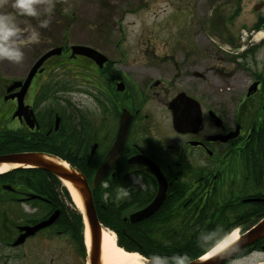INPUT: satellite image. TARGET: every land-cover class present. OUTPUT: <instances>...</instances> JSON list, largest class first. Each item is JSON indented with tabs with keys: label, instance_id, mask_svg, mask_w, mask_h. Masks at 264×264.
Wrapping results in <instances>:
<instances>
[{
	"label": "flooded vegetation",
	"instance_id": "1",
	"mask_svg": "<svg viewBox=\"0 0 264 264\" xmlns=\"http://www.w3.org/2000/svg\"><path fill=\"white\" fill-rule=\"evenodd\" d=\"M168 1L174 6L181 0ZM217 1L218 9L200 15L198 29L186 33L178 30V40L162 42L159 48L163 51H157L154 42L137 41L133 48L139 49V55L133 57L132 46L125 37L109 41L110 36H106L105 31L102 34L95 19L99 15L86 10L84 16L91 20L82 32L87 31L91 37L100 33L98 41L109 42L112 53L107 56L93 42L81 45L104 53L106 61L103 65L88 55L73 56L71 48L74 44L68 45L64 41L58 45L62 47V53L46 59L28 83L33 66L54 47L42 51L23 73L0 71V134L9 137L10 143L21 146L17 152L70 155L86 161L84 166L94 178L110 150L114 146L119 148L124 140L121 153L95 187L99 208L94 200L102 225L100 215L108 218L106 215L113 214L110 221L115 224L119 241L132 237L126 225L134 228L145 220L146 224L153 223L157 218L149 219L157 213L171 217L166 222L158 217L162 239L181 238V229L177 226L181 218L173 220V213L181 208L183 201L192 207L214 204L215 183L232 184L243 193L239 201L257 198L256 194L262 190V184L250 177L253 167L263 165L264 138L256 134L264 127V104L256 105V102L258 95L264 96V81L255 77L249 87L258 82L257 88L250 92L248 87L242 103L235 104V108H231L230 100L221 102L216 98L214 86L215 74L227 73L225 68L231 63L227 53H231V49L242 58L245 53L250 55L254 48L242 47L239 53L240 47L234 40L226 41L227 47H224L223 40L217 42L210 37L215 31L230 33L229 22L242 15L245 0ZM232 5L234 9L227 14L224 8L229 9ZM262 7V3L255 5L256 10ZM73 13L68 15L73 18ZM263 16H258L252 26L261 23ZM49 21L47 27L39 29V42L50 41L53 24ZM18 22L22 26H38L36 18L18 17ZM194 35L195 39L192 38ZM61 69L64 72H57ZM135 156L147 157L155 163L168 187L162 205L153 215L132 222L131 216L147 207L159 191L157 176L144 163L130 162ZM137 175L142 176L143 187L133 183V177ZM104 182L109 184L108 189L103 188ZM121 185L128 187L130 195L117 199L115 192ZM104 191L111 193L107 202L102 199ZM259 197L257 199L261 201L257 202H264V196ZM1 198L0 206L14 210L15 216L12 217L14 223L5 221L3 224L0 241L5 247L28 248L41 236L45 241L60 245L52 253L51 264H102L101 257L95 261L91 246L85 242L83 214L80 238L78 227L69 230L61 209L53 203H49V208L45 207L50 201L37 195L32 187L3 185ZM56 211L59 216L51 225L15 244L26 233L23 227L47 220ZM22 214L29 218L41 217L29 221ZM66 239L74 247H68L64 242ZM24 255L27 253H21L20 258ZM147 259L152 264L153 260Z\"/></svg>",
	"mask_w": 264,
	"mask_h": 264
},
{
	"label": "rangeland",
	"instance_id": "2",
	"mask_svg": "<svg viewBox=\"0 0 264 264\" xmlns=\"http://www.w3.org/2000/svg\"><path fill=\"white\" fill-rule=\"evenodd\" d=\"M261 3L263 7L256 10L255 5ZM217 5V0H181L176 1L174 6L168 0H146L143 2L133 0H53V8L49 17L52 21L51 24H53L50 41L43 39V42L24 45V59L19 63L0 60V71L23 73L27 71L33 60L42 51L63 44L64 41L68 45L93 42L107 56H110L112 45L105 40L98 41L100 33L97 37H91L92 34L86 30V33L82 32L88 21L91 20L89 16H84L86 10L91 11V13L96 12L99 15L95 19L99 28H102V34L105 31V35L110 36L109 41L119 39L121 36L125 37L129 42L128 45L132 46L131 57H133L139 55V49L133 48L137 41L154 42L158 47L157 51H163L159 48L162 46L163 41L173 42L178 40V30L186 33L189 30L198 29L200 15L212 13L213 10L218 9ZM234 7L232 5L229 9H224L229 14ZM5 10L14 11L10 7ZM71 12H74L73 18L68 15ZM260 15H264V0H245L242 15L229 22L231 25L230 33L215 31L213 36L209 33L215 41L220 42L223 40L224 47H227L226 41L234 40L240 47L239 53H241L242 47H254L250 55L245 53L243 57L241 55L242 58L239 57L240 54H235V51L231 49V53H227L229 55L228 59L231 61L225 68L227 73L215 74L216 98L221 102L230 100L231 108H235V104L242 103L243 96L253 79L255 77L261 78V75L264 74V37L261 38L259 34V32L264 31V26L258 28L259 24L263 23L262 25H264V16L261 23L252 26ZM25 19L31 20L32 17H25ZM94 34L96 35V33ZM198 37L203 36L198 34ZM192 38L195 39V35ZM218 68L220 67L218 66ZM57 72H64V70L61 69ZM262 97V94L258 95L256 105H261ZM238 229L242 233V228L238 227ZM40 237H38V240L33 241L28 248L19 250L7 248L0 241V264H51L52 253L60 245L55 241H45ZM64 242L68 247H74L68 239ZM25 252L27 256L24 255L23 258H20L21 253L25 254ZM261 253L264 252L253 251L247 255L238 256L226 264H232V261H238L241 258L245 259L247 264H264V256Z\"/></svg>",
	"mask_w": 264,
	"mask_h": 264
},
{
	"label": "trees",
	"instance_id": "3",
	"mask_svg": "<svg viewBox=\"0 0 264 264\" xmlns=\"http://www.w3.org/2000/svg\"><path fill=\"white\" fill-rule=\"evenodd\" d=\"M262 24H259L258 28L264 26ZM261 78L264 81V74L261 75ZM261 104H264V96L261 99ZM256 136L264 138V127L259 130ZM8 138L9 137L0 134V154L21 150V146L10 143ZM262 145L264 146L263 141ZM262 152L263 165L262 167H253L250 177V179L253 177L259 184H262V190L256 194L258 198H260L259 196H264V150H262ZM58 156L66 159L75 168L82 171L88 180H92L93 174L89 173L84 166L87 165L86 161L73 158L66 154H60ZM3 185H27L32 187L37 195L50 201L45 204V207L49 208L51 205H49V203H53L56 208L61 209L62 217L66 218L65 220L69 230H75V228L78 227V235L82 238L84 227L82 215L76 209L67 188L62 185V182L54 174L38 168H17L0 174V202L3 201V198H1ZM93 194L97 208H99L97 203V198H99L97 189L93 190ZM213 194L214 204L210 206H207L205 203L204 206L199 205L197 207H192L190 205H185L183 201L181 208L176 209V212L173 213V220L181 218V222L177 225L181 229V238H173L172 241L162 239L161 221L158 217H161L165 222L171 217L159 215L157 213L155 217L149 219L152 220L157 218L153 223L146 224L145 220L138 225H134V228H131L130 225H126L132 237L122 239V241H119L120 245H124L126 249L131 251H139L145 257L153 260L152 264H183L186 261L189 262L197 259L207 252V246L205 245L209 243V241L204 239L205 235H222L224 232L232 231L236 227H241L242 230L245 231L252 226L260 216L264 215V202L255 201L254 203L244 204L242 201H239L243 193L237 191L232 184L227 186L223 182L215 183L213 186ZM249 196L254 195L249 194ZM37 199L39 198H36V200ZM37 201L42 203L39 200ZM45 207L43 208L44 212L47 211H45ZM13 211L9 208L4 209L0 206V237L3 233V224L5 221H14L12 218L15 217ZM171 211L174 212L175 210L172 208ZM12 212L13 215L10 216ZM106 216H108V218H104L100 215L101 221L106 226L116 229L114 226L115 224L110 221L113 219V214L111 213ZM22 217L24 219H30L29 221H37L41 216L34 215L32 218H29L25 214H22ZM253 251H264V238L245 249L240 256L247 255Z\"/></svg>",
	"mask_w": 264,
	"mask_h": 264
},
{
	"label": "water",
	"instance_id": "4",
	"mask_svg": "<svg viewBox=\"0 0 264 264\" xmlns=\"http://www.w3.org/2000/svg\"><path fill=\"white\" fill-rule=\"evenodd\" d=\"M71 49L73 56L81 55V54L88 55L96 59L100 65H103V63L106 61V57L102 53L91 47L84 45H73ZM61 53H62V47H56L50 49L43 56H41L39 60L36 62V64L33 66V68L31 69L26 83H28L32 79L33 75L37 72L38 68L44 63L46 59H48L53 55H59ZM17 85L18 83L15 84L13 87ZM257 86H258V82H255L251 86L250 92L255 90ZM120 143H119L120 144L119 148H117V146L116 147L114 146L110 150L108 156L105 159L103 166L99 168L95 174L92 187L89 181L87 180L86 176L84 175V173L78 171L75 167H73L70 163H68L64 159L56 157L52 154L35 152V151H24V152H13L8 154H2L0 155V165L7 163L10 165H18V166H14L15 168L24 167V168L43 169L57 176L63 184L66 181L72 183V185L75 187V189L77 190V192L81 197L83 203V211H82L83 217L90 228L92 257L95 259V261H99L101 257V243H102L103 231H102V224L98 219V215L93 199V194H92V188H95L99 185V183L104 178L105 174L109 171V169L112 167L113 163L121 153L124 140L122 139ZM130 162L144 163L148 167V170L151 173H153L155 176H157L159 180V191L155 199L147 207L134 213L131 216L132 222H136L150 217L160 208V206L162 205L165 199V194L168 185L159 167L155 163L150 161L147 157L135 156L130 160ZM253 200L255 199H246L244 201L247 202ZM58 216H59V211H56L47 220H44L34 226L23 227L22 230H26V233L20 236L15 244L17 245L18 243L22 242L25 239V237H27L28 235L35 234L38 230L51 225L57 219ZM263 237H264V216H262V218L254 226H252L248 232L243 233L240 236L238 240V246L235 247L234 249H230L229 250L230 254L225 258H221L215 255L209 258H204L203 256L201 258H197L195 260L189 261L187 262V264H225L226 262L233 259L236 255H238L241 251L250 247L251 245L259 241Z\"/></svg>",
	"mask_w": 264,
	"mask_h": 264
},
{
	"label": "clouds",
	"instance_id": "5",
	"mask_svg": "<svg viewBox=\"0 0 264 264\" xmlns=\"http://www.w3.org/2000/svg\"><path fill=\"white\" fill-rule=\"evenodd\" d=\"M10 7L14 11H6ZM53 8V0H0V60H7L19 63L24 59L23 46L38 43L41 39L39 29L49 24ZM19 16L36 18L38 26L31 24L21 25L18 22ZM133 183L143 187L141 175L133 177ZM103 188L108 189L109 184L104 182ZM111 193L104 191L102 199L107 202ZM128 187L121 185L115 192L117 199L128 197ZM204 239L209 241L205 246L211 255L225 258L230 254V249L238 246L239 237L231 230L222 235H205ZM203 247V246H202ZM264 256V253H261ZM187 264V261L185 262ZM232 264H247L243 258L232 261Z\"/></svg>",
	"mask_w": 264,
	"mask_h": 264
},
{
	"label": "bare ground",
	"instance_id": "6",
	"mask_svg": "<svg viewBox=\"0 0 264 264\" xmlns=\"http://www.w3.org/2000/svg\"><path fill=\"white\" fill-rule=\"evenodd\" d=\"M260 35L264 36V32H261ZM14 166L18 165H10L7 163L0 165V174L13 168ZM64 184L68 187L77 207L83 210L81 197L75 187L72 185V183L67 181L64 182ZM232 232H234L237 237H240L239 229H235ZM85 242L88 246L91 242V234L88 225H86L85 230ZM212 256L214 255H211L210 252H208L204 258H209ZM101 260L102 264H145V259L139 252H130L120 247L117 244L116 234L106 228H104L102 233Z\"/></svg>",
	"mask_w": 264,
	"mask_h": 264
}]
</instances>
